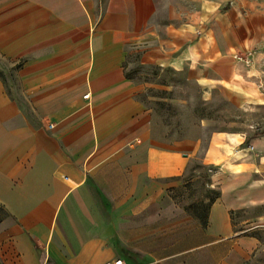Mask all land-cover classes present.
<instances>
[{
	"label": "crops",
	"instance_id": "1",
	"mask_svg": "<svg viewBox=\"0 0 264 264\" xmlns=\"http://www.w3.org/2000/svg\"><path fill=\"white\" fill-rule=\"evenodd\" d=\"M156 17V0H0V264H246L261 247L264 216L238 229L233 215L264 204V136L211 135L204 225L167 194L199 141L159 131L126 59L164 31L149 61L260 99L240 53L264 16L236 0L201 36Z\"/></svg>",
	"mask_w": 264,
	"mask_h": 264
},
{
	"label": "rangeland",
	"instance_id": "2",
	"mask_svg": "<svg viewBox=\"0 0 264 264\" xmlns=\"http://www.w3.org/2000/svg\"><path fill=\"white\" fill-rule=\"evenodd\" d=\"M235 2L156 0V21L162 29L170 23L184 28L194 24L196 34L201 36L204 31L199 29L209 24L204 17L229 12ZM238 13L244 19H250L253 13L264 16V0H238ZM164 36L165 32L159 31V36L152 35L137 41L126 59L127 73L135 81L146 85L139 96L153 109L158 129L163 135L199 141L198 151L190 161L187 173L167 180L172 183L167 194L174 203L201 220L205 217L211 197L218 192V189L208 186L213 168L200 160L211 135L217 131H240L250 137L264 136V96L254 98L229 86H216L206 93L194 79L187 80V71H176L149 61L147 53L154 50L160 37ZM240 57L249 70L248 75L264 93V41L248 52H241ZM259 216H264V204L240 209L233 215L238 229L256 222ZM253 232L262 244L246 264H264V227Z\"/></svg>",
	"mask_w": 264,
	"mask_h": 264
},
{
	"label": "trees",
	"instance_id": "3",
	"mask_svg": "<svg viewBox=\"0 0 264 264\" xmlns=\"http://www.w3.org/2000/svg\"><path fill=\"white\" fill-rule=\"evenodd\" d=\"M127 76L130 77V75H129L128 73H127ZM217 191H218V192H216V195L213 196V197H211V199H210V203L208 204V207L212 204V202L215 200V198L218 197V195H219V190H217ZM207 216H208V208H207V211H206L205 217H204L203 219H201V221H202V223H203L204 225L207 224Z\"/></svg>",
	"mask_w": 264,
	"mask_h": 264
},
{
	"label": "built area",
	"instance_id": "4",
	"mask_svg": "<svg viewBox=\"0 0 264 264\" xmlns=\"http://www.w3.org/2000/svg\"><path fill=\"white\" fill-rule=\"evenodd\" d=\"M253 148H254L253 146H250V149H253ZM104 264H124V261H123V259L121 257H118L115 260L108 261V262H106Z\"/></svg>",
	"mask_w": 264,
	"mask_h": 264
}]
</instances>
